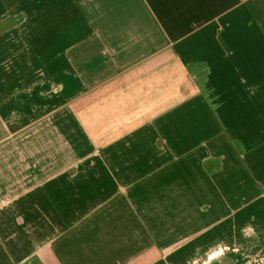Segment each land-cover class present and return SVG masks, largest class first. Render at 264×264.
Masks as SVG:
<instances>
[{"label": "crops", "instance_id": "1", "mask_svg": "<svg viewBox=\"0 0 264 264\" xmlns=\"http://www.w3.org/2000/svg\"><path fill=\"white\" fill-rule=\"evenodd\" d=\"M21 15L22 27L0 32V264L164 257L122 245L135 217L119 196L126 142L156 153L165 143L171 206L181 208L166 222H195V239H220L216 250L248 228L264 234V0H0V24ZM108 90L120 117L140 118L124 145L104 149L119 168L116 215V200L81 177L79 124L64 112ZM130 155L146 159L133 146Z\"/></svg>", "mask_w": 264, "mask_h": 264}, {"label": "rangeland", "instance_id": "2", "mask_svg": "<svg viewBox=\"0 0 264 264\" xmlns=\"http://www.w3.org/2000/svg\"><path fill=\"white\" fill-rule=\"evenodd\" d=\"M23 19L24 16L21 15L15 19L9 18L3 24L10 30L18 29L19 25L22 27ZM15 38L18 40V37ZM3 48H0V54ZM8 49L11 50L10 45ZM116 97L117 95L108 90L88 96L80 102H72L64 111L65 118L68 116V110L70 117L76 124H79L77 136H80V142L77 148L80 156L77 167L80 171L89 170L90 172V175L83 174L81 177H91L95 182H98L99 191H92L96 195L102 194L106 199L116 200L115 207L112 208L113 215L119 213L120 201L118 197H114L115 190H112L115 180L119 179V168L114 161L105 158L107 151L104 149L106 147L116 151L119 145H124L119 143V140L122 134H128L127 124L134 125L140 121L139 115L133 113L134 118L127 123L126 116L132 112L125 113L120 117L123 112L113 105ZM148 116L145 114V117ZM61 118L65 120L64 116ZM66 135H72L70 126H65ZM88 139L94 141H85ZM126 144L129 145L128 169L125 176L127 190L125 193L118 192L122 199L128 197V213L135 217L126 224L128 240H123V246L145 250L144 252L155 250L157 247L165 254L158 262H154L155 264H213L217 260H230L231 264H246L253 251L256 254L255 264H264L263 232H259L262 234L258 235V238L253 237L250 234L254 233L247 232L248 228L242 233L243 235H237L236 238L229 240L227 245L223 244L221 246L223 250H216V240L221 242L220 239L208 238L204 242L195 239L200 234L196 231L199 227L196 226L195 222L182 224L180 222H166V215L168 217L181 208L171 206V160L164 155L165 143H156V145L163 147L160 153L153 150L152 143L126 142ZM132 146L142 150L143 154L146 155L144 163L141 164V159L131 157L130 149ZM151 154L155 158H149ZM75 165H73V169L75 173H78ZM136 182L138 185L134 186L133 184ZM78 190L81 191L80 186ZM156 217L159 218L158 221H155ZM193 217L195 219V216ZM181 225L189 226L194 231L189 235L187 230L181 229ZM195 231L198 233L195 234ZM255 241L257 245H255ZM168 250L185 251L174 256L172 252L171 254L167 253ZM220 252L224 253L221 254ZM249 264L254 263L250 262Z\"/></svg>", "mask_w": 264, "mask_h": 264}, {"label": "trees", "instance_id": "3", "mask_svg": "<svg viewBox=\"0 0 264 264\" xmlns=\"http://www.w3.org/2000/svg\"><path fill=\"white\" fill-rule=\"evenodd\" d=\"M8 29H10V28H8V27H4V24H3V23L0 24V32H2V31H6V30H8Z\"/></svg>", "mask_w": 264, "mask_h": 264}]
</instances>
